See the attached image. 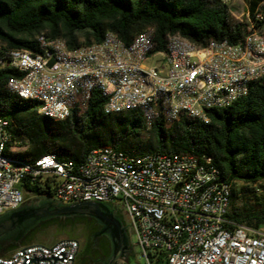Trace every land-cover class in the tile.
<instances>
[{
    "label": "built area",
    "instance_id": "obj_1",
    "mask_svg": "<svg viewBox=\"0 0 264 264\" xmlns=\"http://www.w3.org/2000/svg\"><path fill=\"white\" fill-rule=\"evenodd\" d=\"M239 21L247 33L238 44L225 40L190 49L167 38L165 50L158 52L154 30H146L137 46L118 42L111 33L105 48L70 50L45 38L39 51L28 56H18V49H0V70L17 69L19 77L28 76L26 86L18 85L19 77L6 85L13 95L37 94L40 115L50 111L57 119L71 116L77 105L83 109L94 88H101L108 92L110 114L139 106L147 131L158 120L166 124L174 111L208 124V111L231 106L264 78V30L256 27L264 14L260 8L252 16L247 11L245 21ZM201 72L212 73V81L201 80ZM116 78L127 79V87H118ZM152 95L165 96V103L151 104ZM8 128L6 118H0V152ZM150 161V169L133 172L125 153L96 148L79 165L67 167L55 166L46 155L30 171L0 163V215L24 203L25 181L50 183L51 198L62 205L98 199L121 207L147 264H264V227L228 217L233 184L211 157L178 153V158H169L161 153L159 160ZM88 178H95V185H88ZM78 249L79 242L69 238L47 246L32 244L0 257V264H74Z\"/></svg>",
    "mask_w": 264,
    "mask_h": 264
},
{
    "label": "trees",
    "instance_id": "obj_2",
    "mask_svg": "<svg viewBox=\"0 0 264 264\" xmlns=\"http://www.w3.org/2000/svg\"><path fill=\"white\" fill-rule=\"evenodd\" d=\"M245 1L251 16L264 2ZM146 30H154L158 52L165 50L167 38L178 37L206 46L225 40L238 44L247 33L246 25L232 17L229 5L222 0H0L2 49L36 53L40 35L50 40L63 39L70 50L101 43L108 33L130 45ZM19 75L16 70H0V112L13 122L16 138L12 145H16L19 135L24 138L18 145H27L23 153L13 154L17 160L33 163L55 153L61 159L79 163L91 150L106 146L135 156H208L233 184L228 217L238 224L264 227V203L260 209L237 205L239 194L254 188L264 191V78L252 83L247 96L231 106L208 111V124L182 116L176 120L166 117L167 125L158 120L147 131L145 118L139 112L105 115L106 99L99 90L93 92L83 109L77 105L66 120L40 115L36 102L6 91L7 80ZM22 188L26 196L51 198L54 193L50 183L40 186L25 181ZM74 222L57 219L46 225L60 230L57 235L69 238ZM38 238L31 233L25 245L38 243Z\"/></svg>",
    "mask_w": 264,
    "mask_h": 264
},
{
    "label": "flooded vegetation",
    "instance_id": "obj_3",
    "mask_svg": "<svg viewBox=\"0 0 264 264\" xmlns=\"http://www.w3.org/2000/svg\"><path fill=\"white\" fill-rule=\"evenodd\" d=\"M54 200V199H53ZM48 198L42 195L27 197L24 203L18 208V211L28 213L30 211L53 210L49 207ZM102 213L111 219H115L122 227L124 233V260L120 264H133L134 255L133 246L130 241L131 231L128 218L124 210L114 203H103ZM13 213L6 212L0 215V222L8 220ZM58 217H34L20 224L14 231L8 233L0 240V256H8L14 249L25 245V240L31 233H36L38 237L50 230L46 224ZM68 219L75 220L72 232L68 234L71 237H78L79 249L74 264H110L114 258L117 241L115 237V227L109 222L93 215L76 216L72 218L59 219L66 222ZM39 245L47 246L52 242L40 239Z\"/></svg>",
    "mask_w": 264,
    "mask_h": 264
},
{
    "label": "bare ground",
    "instance_id": "obj_4",
    "mask_svg": "<svg viewBox=\"0 0 264 264\" xmlns=\"http://www.w3.org/2000/svg\"><path fill=\"white\" fill-rule=\"evenodd\" d=\"M146 31H144L143 33H141L136 39L135 41L130 44L129 46H137L138 45V40H140L141 38L145 37ZM111 35L117 39L118 42H122L120 41V39L115 35L112 34ZM45 38H47L45 35H40L37 39H38V43H39V48H40V42L42 40H44ZM109 39V33L105 36L104 40L101 43L98 44H92L90 45L91 48H105V40ZM173 43L174 44H184L190 47V49H197L198 46L195 45L194 43H192L191 41L187 40V39H181L178 37H174L172 38ZM54 44H61L62 46L68 48L66 42L63 39H54ZM29 52L28 51H24V50H18V56H28ZM11 70H16L17 69H11ZM201 80L203 81H212V73L210 72H201ZM28 84V76H20L18 78V85L19 86H26ZM116 85H118V87H127V79L125 78H116ZM95 90H99L101 95L103 96V98L106 99V104L104 106V112L105 115H112L109 113L110 110V101L107 100L108 99V92L106 89H101V88H94ZM6 91L10 94L13 95L12 90H9V85H6ZM19 98H21L22 100L25 101H31V102H36L39 107H38V113H42V106L41 105V98H39V96L35 93H23V95H15ZM91 99V96H89L87 98L86 103H84L83 105H86L87 102ZM165 103V96H161V95H152L151 96V104H164ZM228 106H221V108L219 109H223L226 108ZM127 112H139L140 113V109L139 106H130L129 107V111ZM124 112H114V114H121ZM43 116L49 117L51 119H55V120H66L68 119L70 116H66L63 119H57V115L53 114V112L50 111H43ZM182 116V111H174V115L168 116L169 119L171 120H176L178 118H180ZM0 118H6V124H8L9 128L7 131V139L3 140V145H1V152H0V163L2 166H8V167H14L17 170H21V171H30L33 170V165L36 164L38 161H44L45 160V155L40 157L37 160H34L33 163L28 162H22L17 160L16 158H14L13 154L9 153V149L11 148L12 143L15 140V134L13 131V122L10 118H8L7 116L3 115L0 112ZM187 119H193V120H199V118H187ZM99 148H105V149H113V147H99ZM47 158H52L54 165L55 166H60V167H67V165H79V163L70 160V159H61L58 157L57 154L55 153H50L46 155ZM125 157L127 158L128 161H130V169L133 172H144L147 169L151 168V161L150 160H159V158L161 157V153H147L141 156H135V155H127L125 154ZM169 158H178V153H169ZM88 185H95V178H88ZM90 203H98V199H90Z\"/></svg>",
    "mask_w": 264,
    "mask_h": 264
},
{
    "label": "water",
    "instance_id": "obj_5",
    "mask_svg": "<svg viewBox=\"0 0 264 264\" xmlns=\"http://www.w3.org/2000/svg\"><path fill=\"white\" fill-rule=\"evenodd\" d=\"M48 201H50L49 207L51 206L53 210H46L44 213H42V211H30L28 213H23L18 211V209L9 211L13 213L12 216L8 220L0 222V240L8 233L14 231L24 221L34 217H58L59 219H66L76 216L93 215L109 222L115 227L117 248L114 258L111 260L110 264H120V262L124 260V233L122 231V227L118 221L108 218L102 213L101 206L103 203L83 202L72 205H62L52 198H48Z\"/></svg>",
    "mask_w": 264,
    "mask_h": 264
},
{
    "label": "rangeland",
    "instance_id": "obj_6",
    "mask_svg": "<svg viewBox=\"0 0 264 264\" xmlns=\"http://www.w3.org/2000/svg\"><path fill=\"white\" fill-rule=\"evenodd\" d=\"M229 6L233 12L231 14H232V17L234 19H236L238 21H239V19H242L243 21H245L246 13L248 11L247 3L245 0H231L229 3ZM261 11L264 14V3L261 6ZM259 28L264 30V23ZM0 49H2V48H0ZM157 58H158V56L157 57H151L148 60V63H150V64L154 63V60H156ZM144 124L146 127V121L144 122ZM168 124H174V123H168ZM13 130H14V127H13ZM145 135H146V137H149L148 133H146ZM15 138H16V136H15ZM23 138H24L23 136H20V135L17 136L16 143L20 142V140H23ZM15 147H16V149L14 150V152H15L14 154L23 153L24 151L27 150V145L25 143H23L22 145L17 144ZM26 197H31V196H26ZM258 197L260 199H258ZM238 198H239V200L237 202V205L239 208H244V207L249 206V207H253L255 209H260L262 204L264 203V191L254 188L252 190L247 191L246 193L239 194ZM70 226L74 227V224H72ZM60 232H61L60 230H58L57 228L54 227V228H50V230L47 233H44V234L40 235L39 237L42 240L50 241V242L53 241V243H55L59 240L67 238L66 234L61 235V236L57 235V234H60ZM130 241H131V244H132L133 250H134V255L132 256L133 264H147L146 260L141 256L139 248L135 247L136 241H135V237L133 235L130 236Z\"/></svg>",
    "mask_w": 264,
    "mask_h": 264
},
{
    "label": "crops",
    "instance_id": "obj_7",
    "mask_svg": "<svg viewBox=\"0 0 264 264\" xmlns=\"http://www.w3.org/2000/svg\"><path fill=\"white\" fill-rule=\"evenodd\" d=\"M230 1H231V0H230ZM229 3H230V2H229ZM263 3H264V2H263ZM263 3H262V4L260 5V7H259L260 9H261V6L263 5ZM228 5H229V4H228ZM229 8H230V6H229ZM247 9H248V5H247ZM230 10H231V8H230ZM231 11H232V10H231ZM8 151H9L10 154H14V153H15L14 151L11 152L10 149H9Z\"/></svg>",
    "mask_w": 264,
    "mask_h": 264
}]
</instances>
